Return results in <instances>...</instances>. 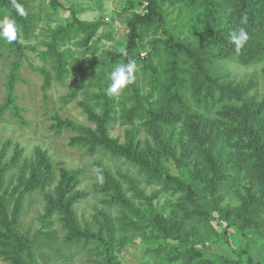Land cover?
Wrapping results in <instances>:
<instances>
[{
	"label": "trees",
	"instance_id": "obj_1",
	"mask_svg": "<svg viewBox=\"0 0 264 264\" xmlns=\"http://www.w3.org/2000/svg\"><path fill=\"white\" fill-rule=\"evenodd\" d=\"M145 1L142 13L132 12L121 27L123 41L120 49L106 50L99 61L91 62L80 69L82 73L79 81L63 100L65 103L71 101L81 83L89 79L92 71H98L96 82L108 86L110 81L107 74L111 69L118 63L134 59L138 66L135 76H146L150 90L142 94L136 81L130 84L126 90H129L131 104L128 109H123L120 117L123 119L122 125L133 126L135 120L141 121L151 134L155 147L139 148L134 144L133 136L124 145L111 139L108 136V125L115 122V118L110 116L111 101L100 94L94 98L102 101L101 113L97 114L87 102L80 104L89 121L95 124L94 129L78 126L59 117H56L54 129L57 133L69 130L76 134L70 139V146L80 147L87 154H107L135 167L145 181L158 184L164 191L178 192L177 209L174 208L170 216L164 217L162 209L153 205L152 198L143 195L137 180L120 175L131 186L135 197L137 195L138 198L145 199L144 205L140 203L141 206H136L123 194L120 182L107 168L98 164V175L102 174L103 179L102 184L94 187L96 191L112 193L111 200L116 202L118 207L116 217L113 218L106 211L97 212L96 215L102 218L100 222L96 217L97 232L78 225L73 207L86 194L76 189L81 177V172L77 171L63 173L53 191L42 193L43 218L48 222L52 219L60 220L62 227L68 231L64 240L65 246L74 244L78 247L82 243L81 247H85L90 242L98 244L102 247L100 253L106 264H121L114 259L113 249L115 244L122 247L126 239L122 236L117 240L115 233L125 232L130 233L131 238L141 240L146 255L154 259V264H161L164 260L162 264H166L176 259H180L182 264H240L239 260H228L221 254L198 250L186 235L181 234L184 233V223L188 224L193 220L198 224L193 232L200 233L202 224L205 226L214 214L226 223L224 233L227 230H235L244 235L246 231H264V123L260 119L254 124L249 123V117L256 112L254 107L239 109L230 104L248 95L252 85L220 82V77L215 76L212 69L213 61H229L242 66L264 62V0H186L193 11L197 12L196 23L199 28H195L194 34L198 45L166 33L164 38L150 42L153 52L142 55V42L151 27L164 23L158 0ZM17 2L25 8L26 16L21 17L16 13L13 0H0V16L13 17L18 25V35L30 39L38 16L29 12L28 0ZM48 6L51 13L66 8L61 0H49ZM140 7L142 4L138 3L136 8ZM69 12L71 18L50 33L51 40L46 44L47 49L43 54V57L53 61L57 81L67 75L69 55L58 50L64 42L82 35L81 45L91 43L90 50H97L94 37L100 29V23L79 20L73 8H69ZM244 17L246 23H241ZM239 28H244L249 38L237 51L235 45L229 41V35ZM115 34L110 33L108 38H114ZM16 41L8 45L16 46ZM0 44L4 42L0 41ZM121 49L127 51V56L121 53ZM16 50V60L12 63L7 77L6 97L0 113L8 110L21 122L14 87L19 79V61L23 52L19 51L18 46ZM44 75L42 90L46 91L51 85V77L47 73ZM220 101L225 102L221 106L224 112L235 113L240 117L239 127L234 129H242L246 134L248 141L242 146L247 152L227 150L220 138L221 134H227V129H220L217 123L205 119L203 115H196L191 109L194 105L208 112ZM182 118L189 134L188 144L192 145V141L194 144H201L198 147L204 143L210 144V148L202 154L211 177L205 176L202 182L196 184L186 182L182 176L168 173L161 164L168 156L175 157L171 150V140L166 136V129ZM214 146L217 147L216 156L211 154ZM3 156L4 150L1 149L0 191L4 175L12 165V161L3 162ZM46 158L47 156H38L30 163L29 177L25 174V167H22L18 183L11 193L8 194L7 189L0 193V260L8 264H38L34 241L31 243L28 237L20 232L19 217L26 197L34 191H44L45 187L50 185L52 175L45 165ZM231 164L234 165L230 166L233 171L226 172L225 167ZM243 167L250 176L246 196L240 197L238 206L221 205L222 193L235 186L239 181L238 173ZM203 183L205 184L202 185ZM107 206L111 207L109 203ZM46 238L51 241L54 232H47ZM164 251H167L165 257L158 258ZM139 264L150 262L141 260ZM246 264L254 263L248 259Z\"/></svg>",
	"mask_w": 264,
	"mask_h": 264
},
{
	"label": "rangeland",
	"instance_id": "obj_2",
	"mask_svg": "<svg viewBox=\"0 0 264 264\" xmlns=\"http://www.w3.org/2000/svg\"><path fill=\"white\" fill-rule=\"evenodd\" d=\"M48 2L49 0H28L29 12L38 16L30 39L19 34L16 46L0 44V109L6 97L7 77L12 63L16 60L17 46L19 51L23 52L19 61V79L14 87L22 121L16 120L8 110L0 113V150H4L2 161L5 163L12 161V165L4 175L0 193L7 189L10 194L12 188L18 183L20 169L25 167V174L29 177L30 163L38 156L41 158L47 156L45 165L48 166L52 175L50 185L46 186L44 191L37 190L38 192L34 191L26 197L19 217L20 232L25 234L31 243L34 241L38 264H99V262L106 264L100 253L102 247L100 248L96 243L90 242L85 247H81L82 243L78 247L74 244L65 246L64 240L68 231L62 227L60 220L52 219L51 222H48L45 217L43 218L42 193L53 191L58 186L63 173L80 171V182L76 185V189L84 191L86 196L74 205V212L81 228L88 227L92 232H97V218L102 222V218L96 215L97 212L106 211L113 218L118 215L117 203L111 200L112 193L96 191L94 187L102 184L98 179L97 172L98 164H101L120 182L123 194L136 206H141L140 203L144 205L145 199L138 198L136 194L135 197L131 186L120 175L137 180L138 188L144 193L143 195L152 198L153 205L162 209L164 217L170 216L174 208L177 209L178 192L164 191L158 184L145 181L135 167L107 154H87L80 147L70 146V139L76 134L69 130L57 133L54 129L56 117L70 120L78 126L94 129L95 124L89 121L80 104L87 102L99 114L102 111L100 104L102 101L97 100L94 96L100 94L111 101L110 116L115 118V122L108 125V136L111 139L124 145L133 136L134 144L139 148L153 149L155 147L151 134L144 128L141 121L135 120L133 126L122 125L123 119L120 114L131 104L129 90L124 89L118 96L107 95L105 93L106 84L96 82L97 70L92 71L89 79L81 83V87L78 88L71 101L65 103L63 100L79 81L82 73L80 69L91 62L99 61L104 51L120 49V44L123 41L120 33L121 27L132 12L142 13L146 1L61 0L67 9H59L57 13L50 12ZM138 3L142 4L140 9L136 8ZM158 4L163 14L164 23L151 27L142 42V55L153 52L150 42L164 38L166 33L173 34L187 43L198 45L197 37L194 34L195 28H199L196 23L197 12L193 11L190 4L186 0H158ZM69 8H73L79 20L100 23V29L94 37L97 50L95 52L90 50L91 43L81 45L82 35L64 42L58 50L69 55L66 66L67 75L61 81H57L53 61L48 57H43V54L47 49L46 44L51 40L50 33L62 22L71 18ZM115 32L117 33L115 34ZM110 33L115 34L114 38H108ZM212 69L215 71V76L220 77V82H229L232 85H252H250L251 89L248 95L239 101H232L230 104L239 109L246 106L254 107L256 112L249 117V123L254 124L259 119L264 123V62L242 66L229 61H213ZM45 73L51 77V85L46 91H43ZM135 81L140 86V93L146 94L150 90L149 79L146 76L137 74ZM223 102L220 101L208 112L193 104L191 109L196 115H203L205 119L217 123L220 129H227V134L220 135L221 143L227 150L247 152L242 146L248 141L246 134L242 129H234L239 127L240 117L235 113L224 112L221 108L222 104H225ZM166 136L170 138L171 150L175 154V157L168 156L161 162L168 173L182 176L186 182L191 184L202 182L205 176L211 177L202 154L203 151L210 148V144L204 143L201 147H198L201 144H194L193 141L192 145L188 144L190 139L183 118L174 126L166 129ZM216 151L217 147L214 146L211 151L212 156H216ZM230 166L234 165L226 166V172L233 171ZM198 171H202V173ZM238 175L239 181L235 186L222 193L221 205L238 206L240 197L246 196L250 176L245 167L241 168ZM107 203L111 207L107 206ZM11 207H9L10 211ZM206 223L205 226L204 223L202 224L198 234L193 232V229L198 227L195 220L188 224L184 223V233L181 235H186L198 250L218 253L228 260H239L240 264H246L248 259L254 264H264V231L259 233L246 231L244 235L235 230H227L224 233L227 228L226 223L221 221L217 214L210 217ZM49 231L54 232V238L51 241L46 238V233ZM115 236L117 240L122 236L126 237L122 247L114 245L113 257L117 262L139 264L141 260L142 262L148 260L150 264H154V259L146 255L139 238H131L132 235L126 232L115 233ZM166 253L167 251L162 252L158 258L165 257ZM164 262L165 260L162 261V263ZM0 264L8 263L0 260ZM166 264H182V261L176 259V261Z\"/></svg>",
	"mask_w": 264,
	"mask_h": 264
},
{
	"label": "clouds",
	"instance_id": "obj_3",
	"mask_svg": "<svg viewBox=\"0 0 264 264\" xmlns=\"http://www.w3.org/2000/svg\"><path fill=\"white\" fill-rule=\"evenodd\" d=\"M13 7L19 16L23 17L27 15L25 8L17 0H13ZM241 23H246V17L242 18ZM248 38V33L244 28H239L229 35V41L235 45L237 51L244 46ZM17 39L18 25L16 20L10 16H0V41L12 44ZM121 53L127 56L126 50L121 49ZM137 68L138 66L134 59H129L126 63L121 62L116 64L107 74L110 83L106 87L105 93L109 96L120 95L124 89L135 81ZM97 172L99 173V170ZM98 179H103L102 174L98 175Z\"/></svg>",
	"mask_w": 264,
	"mask_h": 264
}]
</instances>
